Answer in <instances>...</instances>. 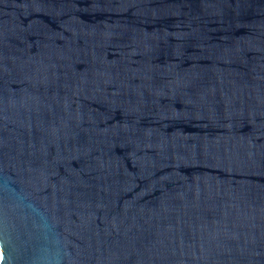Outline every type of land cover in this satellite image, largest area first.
<instances>
[{
	"label": "water",
	"instance_id": "1",
	"mask_svg": "<svg viewBox=\"0 0 264 264\" xmlns=\"http://www.w3.org/2000/svg\"><path fill=\"white\" fill-rule=\"evenodd\" d=\"M0 264H264V0H0Z\"/></svg>",
	"mask_w": 264,
	"mask_h": 264
}]
</instances>
